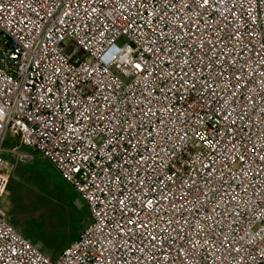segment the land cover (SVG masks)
<instances>
[{
	"label": "snow or ice",
	"instance_id": "6c2138e0",
	"mask_svg": "<svg viewBox=\"0 0 264 264\" xmlns=\"http://www.w3.org/2000/svg\"><path fill=\"white\" fill-rule=\"evenodd\" d=\"M34 2L48 15L49 4L57 6ZM100 2L108 9L100 14L122 21V30L139 41L140 57L126 62L136 78L130 87L136 102L127 93L104 96L103 105L96 96L61 100L54 87L61 65L34 98L40 115L32 119L54 152L69 153V174L87 169L91 187L103 193L95 264H208L210 250L243 240L229 239L225 229H233L222 217L240 214L236 209L247 203L240 193L251 186L247 174L264 171V103L255 102L256 88L249 87L258 77L264 101V32L257 49L253 32L229 20L244 18L248 0ZM88 10L97 11L93 3L85 16ZM207 17H215V39L201 28ZM249 51L258 61L244 58ZM253 111L259 123L251 121ZM257 195L259 202L247 206L264 211V190H254Z\"/></svg>",
	"mask_w": 264,
	"mask_h": 264
},
{
	"label": "built area",
	"instance_id": "2783aa9c",
	"mask_svg": "<svg viewBox=\"0 0 264 264\" xmlns=\"http://www.w3.org/2000/svg\"><path fill=\"white\" fill-rule=\"evenodd\" d=\"M55 3L56 7L49 4L52 14L48 15L34 0H23V4L20 0H0V109H3L0 111V264H95L92 253L99 247L96 243L99 236L96 226L98 222L105 223L97 217L99 202L104 200L103 193L91 187V181L85 175L87 169L79 174H69L66 170V157L69 153L61 155L60 148L54 152L47 132L39 126L38 121L32 119L33 116L40 115L34 98L40 92L42 84L50 83L47 77L51 69L61 65L64 68V71L58 73V80L51 78L56 80L54 87L57 95L64 94L61 100L66 97L69 102L75 103L76 100H91L96 96L103 105L104 96L111 95L115 100L117 95L127 93L136 102V97L130 91L136 78L131 75L126 62L129 58L137 60L140 57L139 41L122 30V21L110 23L100 14L101 9L108 11L100 0H88L97 11L88 10L87 16L85 10L88 9V3L85 0H55ZM243 9V19L237 20L229 16V20L239 24L241 32L252 31L253 43L258 49L262 40L260 33L264 32V0H248ZM236 11L239 13L241 9L237 8ZM66 12L70 15L66 16ZM206 19L207 24L201 21V28L207 29L205 38L211 33V38L215 39L216 33L210 27L215 25V17ZM120 38L124 39L123 43H118ZM247 39L245 37V42ZM232 43L239 48L236 41ZM249 48H252L251 44ZM249 57L250 64L259 59L251 51L244 53L245 59ZM249 87L256 88L255 102L264 103L261 100L258 77L255 84ZM247 103L251 104L253 101ZM17 104L21 107H17ZM251 121L259 123V116L254 111L251 112ZM56 126L59 127V124ZM260 127L264 128V123ZM9 134L18 136L23 146L47 159L87 205V227L55 258L44 253L8 220L3 204L10 183V176L5 168L8 164L6 154L17 162L31 161L34 158L33 152L23 151L18 146L6 148L5 142ZM195 155L192 154L193 158ZM247 179L251 186L247 193H240L247 201L243 208L236 209L240 214L222 217L225 225L230 224L233 229H225L229 239L235 236L237 239L243 237V240L226 242L219 253L210 250L207 254L208 264H264V255L260 252L264 241V211L247 206L248 203L259 202V196L253 197V192L264 190V171L248 173ZM236 191L239 193V189ZM221 207L223 209L226 205L222 203ZM228 211L232 212V209ZM235 249H239V252ZM175 264H180L179 259Z\"/></svg>",
	"mask_w": 264,
	"mask_h": 264
},
{
	"label": "rangeland",
	"instance_id": "374dc122",
	"mask_svg": "<svg viewBox=\"0 0 264 264\" xmlns=\"http://www.w3.org/2000/svg\"><path fill=\"white\" fill-rule=\"evenodd\" d=\"M123 41L120 38L118 43ZM14 145L32 150L34 159L17 162L6 154L5 168L11 179L3 204L8 220L44 253L56 257L87 227V205L47 159L9 134L5 147Z\"/></svg>",
	"mask_w": 264,
	"mask_h": 264
},
{
	"label": "trees",
	"instance_id": "16d2710c",
	"mask_svg": "<svg viewBox=\"0 0 264 264\" xmlns=\"http://www.w3.org/2000/svg\"><path fill=\"white\" fill-rule=\"evenodd\" d=\"M11 179V178H10ZM10 184V183H9ZM12 185V184H11ZM88 211V210H87ZM83 214L85 215V212H84V210H83ZM83 231V229L82 230H80V232H79V234L81 233Z\"/></svg>",
	"mask_w": 264,
	"mask_h": 264
},
{
	"label": "crops",
	"instance_id": "0c3cea01",
	"mask_svg": "<svg viewBox=\"0 0 264 264\" xmlns=\"http://www.w3.org/2000/svg\"><path fill=\"white\" fill-rule=\"evenodd\" d=\"M25 151H28V152H33L32 150H30V149H28V150H25ZM34 153V152H33ZM34 159V158H33ZM57 257V256H56ZM53 258H55V257H53Z\"/></svg>",
	"mask_w": 264,
	"mask_h": 264
}]
</instances>
